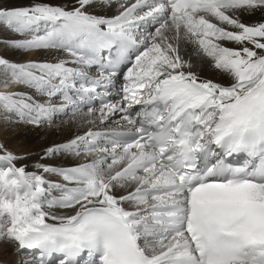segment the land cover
Instances as JSON below:
<instances>
[{
    "label": "snow or ice",
    "instance_id": "6c2138e0",
    "mask_svg": "<svg viewBox=\"0 0 264 264\" xmlns=\"http://www.w3.org/2000/svg\"><path fill=\"white\" fill-rule=\"evenodd\" d=\"M0 27L51 57L0 56L3 119L84 129L31 171L0 143L15 264H264V0H0Z\"/></svg>",
    "mask_w": 264,
    "mask_h": 264
},
{
    "label": "bare ground",
    "instance_id": "6f19581e",
    "mask_svg": "<svg viewBox=\"0 0 264 264\" xmlns=\"http://www.w3.org/2000/svg\"><path fill=\"white\" fill-rule=\"evenodd\" d=\"M5 3L11 5H27L32 2V0H4ZM48 3L52 4H59V5H71L73 0H46ZM131 2V0H130ZM97 14H104L111 16L114 15L116 12L115 4L112 7L104 9L101 12V9H94ZM261 15L257 13L255 16H241V19L247 23H251L254 20L260 19ZM11 39H19L18 36L14 35L10 31L0 27V56H3L11 61L14 62H25L26 59L35 60H46L51 59L46 53L36 52L27 54H21L18 50L8 48L2 41L11 40ZM226 46L239 48V45L224 42ZM191 47V46H189ZM24 57V58H23ZM194 62L197 61V57L192 58ZM200 74L202 77H207L209 79H216L223 83H228L227 79L224 78L222 75L218 76L215 70H210L208 68V60L207 58H203L200 60L199 66ZM14 86H12L13 88ZM12 91H29L30 89H26L24 86L20 85L17 88H14ZM0 124L2 125L1 129V138H8L10 139V145L6 148L13 152L18 156H23L25 159L18 160L16 163L18 165H28L26 170L31 171L33 170V164L36 162L41 163H52V164H63V163H75V161H70V158L59 157L55 159H50L48 161H41L40 154L42 153L43 149L53 144L62 143L67 139L71 138L76 132H83L84 129H75L72 128L70 125L67 124H54L52 127L47 126H34L28 123H8L6 122L2 115H0ZM103 127V126H101ZM1 141V140H0ZM6 141V140H5ZM3 143V140L0 142ZM8 143V144H9ZM10 146V147H9ZM27 150V151H26ZM57 178V177H51ZM58 179V178H57ZM5 252L6 257L12 258V253L9 249H6ZM10 264H15L16 262V255Z\"/></svg>",
    "mask_w": 264,
    "mask_h": 264
},
{
    "label": "rangeland",
    "instance_id": "374dc122",
    "mask_svg": "<svg viewBox=\"0 0 264 264\" xmlns=\"http://www.w3.org/2000/svg\"><path fill=\"white\" fill-rule=\"evenodd\" d=\"M27 54L24 55V57L26 56ZM23 57V58H24ZM28 60H31V59H26L25 61H28ZM207 78V77H206ZM13 88H17V86H14ZM12 87L8 88L7 91H11L13 89ZM2 90V89H0ZM57 125H60V124H57ZM1 129H2V125L0 124V132H1ZM3 130V129H2ZM0 140L2 141L3 140V144L5 145V147H7L8 145H10V139L9 137L8 138H1V134H0ZM6 140V141H5ZM0 141V142H1ZM9 141V142H7ZM9 143V144H8ZM10 147V146H9ZM27 151V150H26ZM50 179H53L51 177H49ZM54 179H57V178H54ZM6 249H9L10 252L12 253V250L10 247L8 246H4V245H0V261L3 262V264H10L14 258L13 256V253H12V258H9V257H6V254L5 252L7 251Z\"/></svg>",
    "mask_w": 264,
    "mask_h": 264
}]
</instances>
